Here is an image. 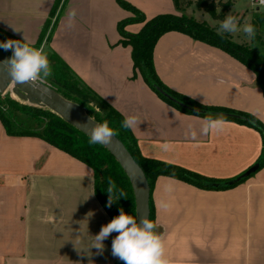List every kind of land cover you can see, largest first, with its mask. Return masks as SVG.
I'll return each mask as SVG.
<instances>
[{
	"label": "crops",
	"instance_id": "obj_1",
	"mask_svg": "<svg viewBox=\"0 0 264 264\" xmlns=\"http://www.w3.org/2000/svg\"><path fill=\"white\" fill-rule=\"evenodd\" d=\"M54 1L0 0V39L36 44ZM124 1L146 19L178 12L173 0ZM130 16L116 0H60L38 48L56 54L123 118H138L130 131L143 156L221 179L247 170L261 150L253 126L227 120L220 134L203 135L204 117L173 108L139 74L132 77L130 48L118 43L116 29ZM140 27L132 23L125 30L135 34ZM152 59L170 90L205 106L251 114L264 124V97L254 74L220 49L168 32L156 42ZM190 126L195 140L186 135ZM165 143L170 150H163ZM168 184L171 193L165 191ZM161 200L170 207H158ZM151 201L169 264H264V167L220 191L158 177ZM110 221L95 199L86 165L38 138L7 136L0 124V264H112L117 233L103 241L102 253L92 247Z\"/></svg>",
	"mask_w": 264,
	"mask_h": 264
},
{
	"label": "trees",
	"instance_id": "obj_2",
	"mask_svg": "<svg viewBox=\"0 0 264 264\" xmlns=\"http://www.w3.org/2000/svg\"><path fill=\"white\" fill-rule=\"evenodd\" d=\"M116 2L121 8L131 13L130 17L117 22L116 29L120 37L118 43L130 48L132 77L139 74L143 82L158 98L183 113L194 114L204 118L222 116L228 121L253 126L261 137V150L255 163H258V170L264 167V124L251 114L217 106H205L170 90L157 76L152 59L153 48L162 35L168 32L181 33L194 41L220 49L249 69L254 74L255 83L260 89L262 97H264V41L242 44L233 41L227 33L221 36L215 28L204 20L198 21L181 12L178 0H173L175 8L178 10L177 13L157 14L148 19L128 2L124 0H116ZM59 3L60 0L54 1L49 19L44 25L40 38L32 47L38 48ZM206 3L210 4L211 2L208 0H196L194 2L196 7H200L199 4L204 5ZM209 4H207L208 6L205 9L208 14L213 11ZM132 23L141 24L140 29L135 34H130L125 30V27ZM251 24L256 30L254 39H256L258 33L264 34V15L255 14ZM4 41L7 40H0V42ZM0 50L9 56L12 55L11 51ZM46 54L52 69L51 76L46 79L50 82V87L63 98L83 107L87 114L98 124L107 120L109 126L117 132L115 137L122 142L142 170L150 189V220H153L151 192L158 177L178 180L201 190L220 191L231 189L243 183L252 175L241 177L238 181L230 183V181L241 176L243 172L233 178L218 179L196 173L177 164L143 156L136 146V140L130 129L121 127V123L124 120L123 116L84 85L56 54L49 52H46ZM159 90L182 105L201 110L202 113H195L175 104ZM96 107L100 108V112L95 111ZM0 124L7 136L38 138L86 165L92 173L95 199L110 220L119 215L121 208H123L125 213L134 215L133 196L129 182L113 157L99 144H90L88 137L71 127L58 116L45 108L26 105L5 96L4 102H0ZM109 178L115 181L116 184V190L113 193L115 201L111 207L108 206L109 194L106 190ZM121 190L127 197L118 199ZM112 264H123V261L115 257Z\"/></svg>",
	"mask_w": 264,
	"mask_h": 264
},
{
	"label": "clouds",
	"instance_id": "obj_3",
	"mask_svg": "<svg viewBox=\"0 0 264 264\" xmlns=\"http://www.w3.org/2000/svg\"><path fill=\"white\" fill-rule=\"evenodd\" d=\"M258 6L264 8V0H257ZM256 6V5H254ZM76 12L73 10L68 15L67 26H74ZM218 34L223 36L225 33H237L241 31L238 27L237 17L228 14L219 23ZM243 33L247 38L252 39L256 35L255 27L251 23H245L242 28ZM25 37L23 38V41ZM0 49L11 51L12 55L5 60L3 64L7 65L9 74L12 80L16 83L27 84L29 86H38L42 84L52 74L50 61L44 51L43 45L40 48H35L29 42L9 39L0 42ZM95 111L100 112V108L96 107ZM91 120V117H89ZM139 120L136 116H126L121 123L124 129H133L138 125ZM227 120L222 116L215 118L208 116L204 119L200 133L203 135H218L224 131L227 126ZM117 135L110 126L107 120L95 126L90 131L89 143L92 145L102 144L108 145L112 142V138ZM195 140L197 132L190 126V132L186 133ZM163 150L168 151L171 145L165 143L161 146ZM107 192L109 194L108 206L111 207L115 201L113 193L116 190L115 181L111 178L108 180ZM165 191L171 193L173 186L168 184L165 186ZM127 197L123 190L120 191L119 197ZM158 207L167 209L169 203L161 200ZM158 225L153 220L146 217H141L139 223L134 215L125 213L123 208L119 210V215L114 217L109 223L101 227L99 233L94 237L92 247L102 253L104 250L103 241L110 234L117 233L112 240V255L117 257L123 264H169L166 258L165 241L157 231ZM91 247V248H92Z\"/></svg>",
	"mask_w": 264,
	"mask_h": 264
},
{
	"label": "water",
	"instance_id": "obj_4",
	"mask_svg": "<svg viewBox=\"0 0 264 264\" xmlns=\"http://www.w3.org/2000/svg\"><path fill=\"white\" fill-rule=\"evenodd\" d=\"M10 57L11 56L0 50V95L9 91L17 101L23 104L45 108L90 139V131L95 124L98 123L92 118L89 120L90 116L87 114L86 110L77 103L63 98L54 89L44 83L38 84V86H29L27 84L14 82L9 74L7 65L3 64V62ZM162 94L181 107L195 113H202L201 110L184 106L172 97L164 93ZM99 145L113 157L129 182L133 196L134 216L137 222L139 223L141 217L149 219L150 189L140 167L133 160L122 142L115 136L112 138L110 144ZM257 170L258 163H254L245 170L241 176L230 181V183L238 181L241 177H247Z\"/></svg>",
	"mask_w": 264,
	"mask_h": 264
},
{
	"label": "rangeland",
	"instance_id": "obj_5",
	"mask_svg": "<svg viewBox=\"0 0 264 264\" xmlns=\"http://www.w3.org/2000/svg\"><path fill=\"white\" fill-rule=\"evenodd\" d=\"M196 0H178V5L179 9H181V12H183L187 16H191L198 21H205L207 22L210 26L218 30L219 23L227 16L228 14H231L235 17H237L238 20V27L241 28V31L237 33H227L230 38L237 42V43H242V44H249L253 43L255 41L261 42L264 41V34H259L258 37L256 36V39L252 38L249 39L247 36L243 33L242 28L245 23H251L252 19L254 18L255 14H262L264 15V8L257 6L254 2V0H219V1H210L211 3H206V4H199L200 7H196L194 2ZM213 8L212 13L208 14L205 12L206 6ZM174 5V3H173ZM256 5V6H254ZM174 11H178L175 6H174ZM2 40V39H0ZM44 84L48 85L50 87V82L45 80L43 82ZM8 96L12 99H15L9 91L4 93L3 95H0V102H4V97ZM16 100V99H15ZM258 136H260L259 132L257 131ZM261 139V137H260ZM162 160V159H159ZM165 161V160H162ZM169 162V161H165ZM171 163V162H169ZM255 163V162H254ZM176 164V163H172ZM180 165V164H177ZM253 165V164H251ZM182 166V165H180ZM185 167V166H183ZM187 168V167H185ZM189 170H192L190 168H187ZM247 169V168H246ZM196 172L195 170H192ZM245 171V170H244ZM198 173V172H196ZM242 173V172H241ZM201 174V173H199ZM203 175V174H202ZM239 175V174H238ZM207 176V175H206ZM212 177V176H208ZM215 178V177H213ZM221 179V178H218ZM229 179V178H225ZM156 181V180H155ZM178 181V180H177ZM181 182V181H180ZM183 183V182H182Z\"/></svg>",
	"mask_w": 264,
	"mask_h": 264
},
{
	"label": "built area",
	"instance_id": "obj_6",
	"mask_svg": "<svg viewBox=\"0 0 264 264\" xmlns=\"http://www.w3.org/2000/svg\"><path fill=\"white\" fill-rule=\"evenodd\" d=\"M254 2H255V4L258 6V2H257V0H254Z\"/></svg>",
	"mask_w": 264,
	"mask_h": 264
}]
</instances>
